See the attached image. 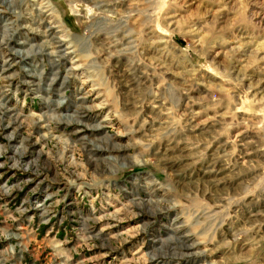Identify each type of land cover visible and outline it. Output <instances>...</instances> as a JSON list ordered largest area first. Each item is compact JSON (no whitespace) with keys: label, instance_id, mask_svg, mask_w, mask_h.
Returning a JSON list of instances; mask_svg holds the SVG:
<instances>
[{"label":"rangeland","instance_id":"1","mask_svg":"<svg viewBox=\"0 0 264 264\" xmlns=\"http://www.w3.org/2000/svg\"><path fill=\"white\" fill-rule=\"evenodd\" d=\"M0 151L64 184L36 264L89 227L120 264H264V0H0Z\"/></svg>","mask_w":264,"mask_h":264},{"label":"built area","instance_id":"2","mask_svg":"<svg viewBox=\"0 0 264 264\" xmlns=\"http://www.w3.org/2000/svg\"><path fill=\"white\" fill-rule=\"evenodd\" d=\"M5 138L14 137L7 135ZM13 152H18L20 156L23 149L14 147ZM8 156L12 161L10 165L6 160ZM33 165L35 168L31 167V163L17 159L14 153L11 156L0 151V264H36L28 257V248H35L41 239L42 229L51 226L49 209L53 203L52 190L64 184L52 180L46 168L39 169L36 164ZM3 171L10 172V175H4ZM22 206L23 212L30 213L25 222L21 220ZM28 228L29 235L26 234ZM50 233L47 230L44 236L48 237ZM22 237L26 238L24 244ZM64 237L61 243L69 244L68 234L65 233ZM97 237L94 229L82 228L75 233L76 245L66 246L68 252L58 255L53 253L50 246H44L41 254L49 257V263L53 260L50 264H120L116 254L96 253L100 249L95 243Z\"/></svg>","mask_w":264,"mask_h":264},{"label":"crops","instance_id":"3","mask_svg":"<svg viewBox=\"0 0 264 264\" xmlns=\"http://www.w3.org/2000/svg\"><path fill=\"white\" fill-rule=\"evenodd\" d=\"M99 258H101V256H99Z\"/></svg>","mask_w":264,"mask_h":264},{"label":"bare ground","instance_id":"4","mask_svg":"<svg viewBox=\"0 0 264 264\" xmlns=\"http://www.w3.org/2000/svg\"><path fill=\"white\" fill-rule=\"evenodd\" d=\"M82 100V99H81ZM74 117V116H73ZM76 117V116H75Z\"/></svg>","mask_w":264,"mask_h":264}]
</instances>
